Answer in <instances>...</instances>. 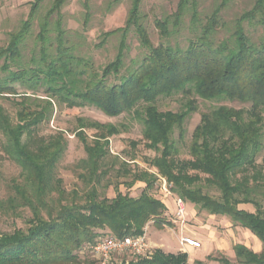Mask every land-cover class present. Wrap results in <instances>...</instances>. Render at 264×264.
I'll return each mask as SVG.
<instances>
[{
	"label": "trees",
	"instance_id": "1",
	"mask_svg": "<svg viewBox=\"0 0 264 264\" xmlns=\"http://www.w3.org/2000/svg\"><path fill=\"white\" fill-rule=\"evenodd\" d=\"M41 1L35 0L29 17ZM64 1L54 0L49 13L58 11ZM228 1L223 0L205 19L200 32L193 34L181 49L169 44H151L139 23L140 1L134 0L122 32L124 35L134 28L144 53L139 63L129 68L124 65V37L114 60L97 71L89 62L69 54L59 27L56 52L48 54L46 25L40 26L39 56L31 59L30 67L22 63L21 54L29 20L10 36L7 46L0 49V61H3L0 95L19 96L20 102L15 121L0 107L2 151L20 167L24 178L22 184L13 185L16 198L10 203L20 201L32 217L26 229L0 233V264H95L80 252L97 237L141 235L149 222L159 229L169 225L164 218L165 204L150 194L155 178L144 172L128 185L144 183L138 197L117 192L111 199L99 198L93 188L83 204L59 202L58 210L52 212V195L56 191L61 194L55 167L67 143L61 133L44 138L37 137L35 131L54 99L69 109L92 106L107 117L128 114L140 122L145 146L157 153L150 165L170 185V191L208 215L226 216L233 226L248 230L259 240L262 246L259 253L241 244L233 246L236 264H264V175L257 161L264 121V33L254 43L243 26L245 22H254L264 30V0H256L252 9L236 20L230 37L217 42L214 35L226 27L220 23V12ZM188 4L193 25L198 22L194 0H180L172 22L176 27ZM169 24L168 20L156 22L162 38L169 36ZM15 85L21 86L25 93L18 95ZM41 90L48 100L36 97ZM179 93L188 98L180 111L158 110V99ZM195 98L206 102H237L249 108L221 105L202 113L191 135L189 159L177 160V142L172 137L178 130V139L183 140L184 123L197 110ZM30 102L44 105L34 104L32 108ZM77 122L76 134L86 155L82 164L87 180L98 184L104 174L100 168L109 155L108 139L119 130L111 124L81 119ZM86 127L99 131L91 143L82 132ZM201 175L205 176L204 183L218 191V198L203 193ZM239 204H251L255 211L238 209ZM209 261L231 264L224 256ZM132 264L189 263L186 253L156 249L150 258H139Z\"/></svg>",
	"mask_w": 264,
	"mask_h": 264
},
{
	"label": "rangeland",
	"instance_id": "2",
	"mask_svg": "<svg viewBox=\"0 0 264 264\" xmlns=\"http://www.w3.org/2000/svg\"><path fill=\"white\" fill-rule=\"evenodd\" d=\"M139 1V23L146 31L151 44L157 46L163 43L177 46L181 49L187 46V42L193 38V34L200 32V26L204 24L205 19L223 2V0H194L198 22L193 25L191 5L188 4L180 18L179 25L176 27L172 22L180 0ZM255 1L230 0L226 3L220 12V23L226 27L225 29L220 28L217 30L214 35L217 42L230 37L236 20L243 13L251 10ZM53 2L54 0H42L33 11V15L29 17L35 0H0V49L5 48L10 36L18 33L22 24L29 20L28 30L23 36L24 41L21 46L22 63L26 67L32 65V58H38L39 56L40 43L37 41V35L40 32V26L44 24L47 30L46 47L48 54H55L56 52V29L59 27L58 30L62 32V42L69 54L89 62L94 70L98 71L114 60L123 37L125 67L129 68L139 63L144 50L140 47L134 28L131 27L124 35L122 32L126 27L134 0H65L58 11L50 14L49 11L52 9ZM164 20L170 22L168 26L169 36L167 38H162L156 27L157 21ZM243 26L246 35L254 43H257L264 33L263 28L254 22L251 24L245 22ZM110 32L114 33L108 37L104 36V34ZM2 63L3 61L1 60L0 67ZM2 75L0 71V77ZM113 80V78L110 79L111 82ZM15 88L18 95L25 93L21 86L15 85ZM45 96L43 90L36 95L39 99L48 100ZM191 98L189 97V99ZM186 100L188 98L179 93L171 97L158 99L156 105L160 112H178L182 109ZM195 100L197 110L184 123L183 140L178 139V130L174 131L172 137L177 142V160L189 159L188 146L191 141V135L199 124L202 113H207L221 105L235 109L249 108V105H242L237 102H206L197 98ZM19 102V96L0 95V107L9 115L12 121H15V113L19 108L17 103ZM39 103L30 102V106L35 108L34 104ZM51 104L52 108L49 109L44 121L38 125L35 135L47 138L61 133L67 143L64 155L55 167V180L58 181L57 188L61 194L58 195V191H56L52 195L50 201L52 212L58 210L59 202L63 205L72 202L83 204L88 193L93 188L99 198L111 199L115 197L117 192L138 197L145 186L144 183L135 182L130 187L128 185L135 176L144 172L155 178L150 194L166 204L164 218L169 223L168 226L162 228L164 231L157 230L152 222L146 224L144 228H146L149 244H162L165 251L161 250L165 253L166 251L175 252L180 247L178 244L180 233L176 229L186 230L187 228L199 231L196 227L201 228L202 224L197 219H202L206 226L204 228L206 230L204 233L205 238H208L210 233L206 232L210 228L209 231L213 232L210 239L214 243V248H219L217 251H213L211 256L207 257L208 260L203 262L204 264H217L209 261V258H219L220 256L226 257L231 264H236L233 252L235 244H244V246L247 244L248 248L252 250L247 240L250 237V233L239 227L236 229L226 216L210 218V215L205 211H200L193 205L187 204L185 206L184 223L178 221L174 215L175 205H173V200L178 197L170 191L169 184H167L166 188L169 189L170 195L165 194L162 189V180L165 179L150 165V161L157 156V153L145 146L146 142L142 138L143 126L140 122L128 114L110 118L92 106L69 109L55 99L51 101ZM43 105L44 103H40L39 107ZM80 119L85 122L111 124L119 130V133L110 136L108 139L109 155L104 159L100 168V171L102 170L104 174L98 184L87 180V171L83 168L82 161L86 159V155L76 134L79 131L77 121ZM82 132L89 143L99 133L97 129L87 127L82 129ZM3 144L4 138L0 134V233H11L15 229H26L27 221L32 216L30 210L22 206L20 201L17 200L18 202L10 203L11 199L16 198L13 185L22 184L24 178L21 175L20 167L3 153ZM257 161L264 175V121L261 150ZM190 174H193V172H190ZM201 178L203 193L213 198H218V191L204 183L205 176L201 175ZM237 207L247 212L255 211L251 204H239ZM194 212L198 216L197 219ZM42 214L44 215L45 211ZM156 249L158 248L153 247L151 250L154 253ZM80 253L81 255L86 254V252ZM127 261L128 264H132L138 259L133 258ZM117 264H124V262L120 263V260H118Z\"/></svg>",
	"mask_w": 264,
	"mask_h": 264
},
{
	"label": "built area",
	"instance_id": "3",
	"mask_svg": "<svg viewBox=\"0 0 264 264\" xmlns=\"http://www.w3.org/2000/svg\"><path fill=\"white\" fill-rule=\"evenodd\" d=\"M162 182L165 194L170 195L169 189L166 188V181L162 180ZM174 205L175 217L178 221L183 222L186 214L185 202L180 198H175ZM178 242L183 249L197 250L201 248L200 242L192 237L180 235ZM151 249L146 236V228H144L141 235L99 236L93 243L85 245L82 252H86L95 264H117L118 260L120 263L128 264V259L150 258L153 253Z\"/></svg>",
	"mask_w": 264,
	"mask_h": 264
},
{
	"label": "crops",
	"instance_id": "4",
	"mask_svg": "<svg viewBox=\"0 0 264 264\" xmlns=\"http://www.w3.org/2000/svg\"><path fill=\"white\" fill-rule=\"evenodd\" d=\"M187 204H189V203H185V206H187ZM173 205H174V200H173ZM165 206H166V204H165ZM194 215H195V212H194ZM211 217H217V216H211L210 215V218ZM195 218L197 219L198 216L195 215ZM197 221L202 224L201 228L196 227V228H198L199 231H196L194 229H187V228H186V230H182V229H176V230L179 231L180 235L192 237L195 240L199 241L200 244H202V247L200 248L201 250L200 249H197V250L183 249V248L178 247V249L175 252L166 251V253H173V254H175L177 252L186 253L187 258H188V263L192 264L195 261L205 262L207 260V257L211 256L213 251H217L219 249L218 247L214 248V245H213L214 243L212 242V239H210V237H212V233H213L212 231H209L210 228H208V230L206 232V233H208V234L210 233V234L208 235V238H205L204 233L206 230H204V228H206V226L204 225V222L202 219H199V220L197 219ZM155 228L159 231H164L163 229H159L156 226H155ZM236 229H238V228L236 227ZM246 231H247V233H250L248 230H246ZM180 235H179V237H180ZM249 235H250V237L247 240H248V244L250 245L251 249L257 253L260 252L262 249L261 243L251 233ZM178 244H179V242H178ZM149 245L151 246V248L157 247L160 250L161 249L164 250V246L162 244H160V245L149 244ZM242 245H244V244H242ZM245 246L248 247L247 244Z\"/></svg>",
	"mask_w": 264,
	"mask_h": 264
}]
</instances>
